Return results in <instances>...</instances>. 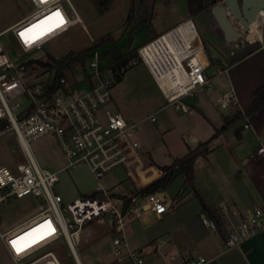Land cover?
<instances>
[{"label": "built area", "instance_id": "obj_1", "mask_svg": "<svg viewBox=\"0 0 264 264\" xmlns=\"http://www.w3.org/2000/svg\"><path fill=\"white\" fill-rule=\"evenodd\" d=\"M25 1L31 9L0 31V36L10 32L18 48V51H10L0 41V137L12 132L22 157V162L15 163L14 169L0 164V243L11 264H62L55 249L62 245L77 261L79 233L85 223L95 219L105 223L112 232L109 254L114 264H205L207 259L200 253L171 252L164 236L147 246H131L124 232L131 219L145 213L162 216L171 211L166 198L157 192L138 193L162 175V171L155 170L156 166L135 137V124L108 107L114 79L108 60L102 58L97 48L88 53L76 86L75 81L62 77L57 88L49 91L44 81L52 79L53 69L43 79L29 80L27 60H15L14 56L42 49L70 27L82 24V19L69 0L65 1L70 11L62 6L63 0ZM56 12L64 21L59 27H55L58 18L53 13ZM47 17L53 18L26 33V38L21 37V32ZM255 24L262 30L264 10L257 15ZM48 28L52 30L47 31ZM137 58L161 92L164 106L191 113L188 99L208 85L206 69L211 65L205 58V46L193 18L187 16L152 40L138 45ZM130 62L135 64L136 61ZM215 67L216 74L226 71L225 66ZM81 84L85 85L84 90L80 89ZM233 100V93L226 92L214 101V106L227 109L233 105ZM247 126L245 123L244 127ZM44 136L56 140L66 159L59 169L40 167L32 155L29 141ZM256 152L261 154L264 148L261 146ZM81 164L88 168L95 189L64 203L55 190L58 173ZM117 169L123 170L124 177L105 186L104 179ZM123 181L136 191L122 189ZM95 193L98 195L94 196ZM23 197H32L41 203L30 216L14 224L6 223L2 210L12 199ZM201 222L208 229H216L214 221L208 217L201 216ZM40 225L43 227L38 228ZM33 229L38 230L33 232ZM259 232H264L262 207L254 208L231 226L224 246H239ZM13 241H16L15 246ZM18 248L21 250L17 251Z\"/></svg>", "mask_w": 264, "mask_h": 264}, {"label": "rangeland", "instance_id": "obj_2", "mask_svg": "<svg viewBox=\"0 0 264 264\" xmlns=\"http://www.w3.org/2000/svg\"><path fill=\"white\" fill-rule=\"evenodd\" d=\"M107 1L109 8L99 14L96 12L91 0H69L81 17L82 24L70 27L65 34L46 43L42 49L24 53L19 52L17 55L15 53V60H32L28 64L30 81L43 79L49 75V69L36 62V60L49 61L46 52L54 57H60L69 49L80 50L92 45L100 36L109 32L114 37L120 38L119 44L125 42L126 37L122 35V23L126 15L128 0ZM61 4L66 10L70 11L65 0ZM30 9V4L25 0H0V31L22 18ZM187 16L186 0H155L152 26L154 30L161 33ZM193 21L201 41L202 37L206 40L205 54L211 59V65L208 67L207 73L211 75L215 72V66L218 65L216 62L221 61L220 59H216V61L214 59L217 52L213 41H216V39L211 36L210 32V35L208 34L209 17L207 14H203L194 17ZM235 26L238 29V26ZM257 34L256 31H251L240 37L241 40L249 42L243 52L258 46L257 42H250L258 36ZM12 39L10 32L0 36L1 43L8 47L10 51L15 49L18 51ZM144 39L145 35L143 33L134 34L132 47L142 44ZM241 43L240 39L233 38L227 42V46L228 49H231ZM106 47L102 46L97 49L103 52ZM12 54L14 55V53ZM125 69L122 79L115 84L112 91L115 100L113 109H119L126 118L128 117V122L135 124V137L143 146L142 148L149 151L152 157L151 162L156 166L155 170H161L159 166L169 164L174 157L183 156L188 148H194L199 142L206 140L213 131L211 123L219 126L217 123L221 110L210 101V95L214 93L213 91L209 93L202 88L196 91L197 98L201 97L205 101L203 106L200 105V108L210 117L209 122L197 109H193L191 113H180L170 106H164L165 100L161 92L141 62L135 64L129 62ZM81 74L82 72L76 68L74 73L67 74L69 82L77 80L81 77ZM213 86L214 83H212ZM80 89L84 90L85 85L81 84ZM197 105L199 104L197 103ZM222 111L224 112V110ZM237 123H242V120ZM29 146L40 167L55 170L66 163L56 140L51 136L32 139L29 141ZM207 146L209 147V144ZM149 154L146 153L147 157ZM223 155L222 148L217 146L213 149L209 160L214 166V158ZM17 162H22V157L12 132H9L0 137V164H5L10 169H14ZM123 177V170H114L111 172V176L104 179L103 184L105 186L114 184ZM181 186L182 177L176 175L165 189L157 191L169 203L171 207L170 215L158 219L154 214L145 213L131 219L125 225L124 232L132 247L147 246L155 238L168 234L177 247L186 249L191 246L185 236L184 226L193 225L196 231H202L201 218L198 214L200 203L194 197L188 202H184L185 195L184 197L180 196ZM120 187L130 189V192L136 191L135 187L125 181L120 184ZM94 189L95 181L88 168L83 164L68 170H61L58 173L55 190L61 194L64 203L77 198L80 194L88 195ZM191 192L193 193V191ZM38 203L41 202L34 200L32 197L14 198L2 210L3 219L8 224H14L35 212ZM228 228L227 226L225 230ZM111 235L110 228L98 219L85 223L79 233L76 250L81 263L114 264L109 254ZM61 248L64 250L62 252L65 253L61 263L77 264L75 258L63 245ZM0 264H11L9 256L1 243Z\"/></svg>", "mask_w": 264, "mask_h": 264}, {"label": "crops", "instance_id": "obj_3", "mask_svg": "<svg viewBox=\"0 0 264 264\" xmlns=\"http://www.w3.org/2000/svg\"><path fill=\"white\" fill-rule=\"evenodd\" d=\"M203 14H207L209 17L208 34L210 32L211 36L216 39V41H213L217 52L214 59H220L221 62L217 61V63L220 66H225L226 71L216 74L215 67V72L209 75L207 68L206 75L209 82L202 89L209 93L214 92L211 95L209 94L213 105L214 101L226 92H232L234 97L233 105L229 108L220 109L217 107L221 111L217 123L219 126L211 123L214 131V128H219L223 124V117L229 115L233 108L244 111L253 100L254 91L264 84V37L262 28L260 30L261 35L258 32L260 37L256 36L255 38L257 47L243 52L249 42L240 40L242 42L240 45L228 49V44L223 40L221 31L209 12V7L201 15ZM12 24L2 30L9 28ZM155 31L158 33L157 30ZM260 38L262 41H260ZM202 42L205 46L206 40L203 37ZM205 58L209 59L206 54ZM212 83H214L213 87ZM114 87L115 84L112 91ZM111 95V102L108 107L119 111L123 115L119 109H113L115 101L113 92H111ZM197 96L198 94L195 93L188 99V103L192 110L197 109L210 122V117L200 108V105L203 106L205 101L201 97L197 98ZM241 120L242 123L236 122L230 125L212 139L209 142L207 155L197 157L194 162V188L212 215L210 216L199 204V217L205 216L217 220L224 236L217 229H208L203 224L201 232L196 231L193 225H186L184 226L185 236L191 243V246L186 249L177 247L169 234L162 235L167 239L168 248L171 252L194 251L200 253L207 259L205 264H264V232L255 234L239 246H224L227 233L234 223L254 208H264V152L261 154L256 152L259 147L264 148V99L253 118L243 117ZM245 123L248 124L247 127H244ZM236 129L239 130V137L235 134ZM217 146L222 148L224 155L219 156V158L213 157L215 159L213 160V166L209 157ZM147 151L146 153L149 154V151ZM148 157L152 160L150 154ZM191 191L189 190L185 194L184 202H188L192 197L197 198L194 192ZM170 214L169 212L162 216ZM162 216L156 217L161 219ZM227 226L229 228L225 230Z\"/></svg>", "mask_w": 264, "mask_h": 264}, {"label": "trees", "instance_id": "obj_4", "mask_svg": "<svg viewBox=\"0 0 264 264\" xmlns=\"http://www.w3.org/2000/svg\"><path fill=\"white\" fill-rule=\"evenodd\" d=\"M91 1L96 12L99 14H102L109 8L107 0ZM186 5L188 17L194 18L201 15L203 11L210 6V0H186ZM154 8L155 0H128L126 15L122 23V35L126 37L124 43L119 44L118 42L120 38L114 37L109 32L100 36L92 45L80 50L69 49L60 57H54L52 54L46 52L49 61L41 62L36 60L37 63L46 66L49 70H54L52 79L44 81V84H47L46 88L49 91H53L59 85V79L62 77L68 79L67 74L74 73L76 68L84 71L88 53L94 48H100L102 46H107L102 52V58L108 60L107 66L113 75L114 84L118 83L126 71L125 67L131 60L135 59V63L140 62L137 58L138 46L132 47L134 34L143 33L145 35L144 42H148L160 34L157 33L152 26ZM13 43L16 46L14 41ZM31 62L32 60H28L27 64H30ZM77 84H79V81L75 80L74 85L76 86ZM263 99L264 84L259 86L254 91L253 100L244 111H240L238 108H233L229 115H225L223 117V124L219 128H214L213 133L208 139L199 142L194 148H188L187 152L183 156L174 157L169 164L159 166L163 174L143 186L138 193L140 195H144L163 190L169 185L176 175H180L182 177L180 196L184 197L189 190H192L194 195L199 200L201 208L212 216L202 198L194 188V162L197 157H205L207 155L209 150L207 145L220 132L243 119V117L253 118L257 110L261 107ZM235 134L239 137L238 129H236ZM93 195L96 196L98 194L95 193ZM212 220L215 223L216 229L222 236H224L218 221L214 218ZM55 249L58 257L62 260L65 255V253L62 252L64 250L58 246Z\"/></svg>", "mask_w": 264, "mask_h": 264}, {"label": "water", "instance_id": "obj_5", "mask_svg": "<svg viewBox=\"0 0 264 264\" xmlns=\"http://www.w3.org/2000/svg\"><path fill=\"white\" fill-rule=\"evenodd\" d=\"M264 10V0H210L209 12L225 42L236 38L256 22ZM238 26V29L236 26Z\"/></svg>", "mask_w": 264, "mask_h": 264}, {"label": "snow or ice", "instance_id": "obj_6", "mask_svg": "<svg viewBox=\"0 0 264 264\" xmlns=\"http://www.w3.org/2000/svg\"><path fill=\"white\" fill-rule=\"evenodd\" d=\"M53 16L58 18V22L55 24V27H59V26H61L64 23L63 18H62L61 14L59 12L53 13ZM52 18L53 17H47L45 21H40L38 24H34L30 28L25 29L24 32L20 33L21 37H25L26 38V33H30V32L33 31V29L39 28L41 25L45 24L46 21L52 20ZM51 30H52V28H48L47 29V31H51ZM43 34L44 33H41V35H43ZM39 227H43V225L38 226V228ZM49 227H50V225H49ZM37 230L38 229H33V232H35ZM41 238H43V237H41ZM12 243H13L14 246L16 245V241H13ZM20 250L21 249H19V248L17 249V251H20Z\"/></svg>", "mask_w": 264, "mask_h": 264}, {"label": "bare ground", "instance_id": "obj_7", "mask_svg": "<svg viewBox=\"0 0 264 264\" xmlns=\"http://www.w3.org/2000/svg\"><path fill=\"white\" fill-rule=\"evenodd\" d=\"M251 31H256L257 33L259 32V30H257V27H256V24L254 23V24H252L250 27H249V29L246 31V32H244V33H242V36L241 37H243L244 35H245V33H247V32H251ZM258 35V34H257ZM258 37H260V35H258ZM77 253V252H76ZM76 259H77V261H76V263L77 264H82L81 263V261L79 260V257L77 256V254H76Z\"/></svg>", "mask_w": 264, "mask_h": 264}]
</instances>
